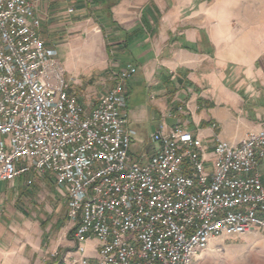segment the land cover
<instances>
[{"label":"built area","instance_id":"2783aa9c","mask_svg":"<svg viewBox=\"0 0 264 264\" xmlns=\"http://www.w3.org/2000/svg\"><path fill=\"white\" fill-rule=\"evenodd\" d=\"M40 27L34 1L0 0V183L53 180L67 202L68 264H195L215 239L264 235V122L209 152L182 125L160 126L131 163L122 84L137 69L115 72L84 106Z\"/></svg>","mask_w":264,"mask_h":264},{"label":"crops","instance_id":"0c3cea01","mask_svg":"<svg viewBox=\"0 0 264 264\" xmlns=\"http://www.w3.org/2000/svg\"><path fill=\"white\" fill-rule=\"evenodd\" d=\"M105 23L121 60L115 71L132 65L137 73L127 89L149 91L144 101L126 97L128 129L136 135L142 126L147 134L142 156L160 126L167 132L182 125L208 152L215 140L237 144L261 129L264 0H117ZM258 170L264 181V159ZM2 232L0 264H31ZM68 245L59 264L73 257V241ZM96 245L86 244L87 257H95Z\"/></svg>","mask_w":264,"mask_h":264},{"label":"rangeland","instance_id":"374dc122","mask_svg":"<svg viewBox=\"0 0 264 264\" xmlns=\"http://www.w3.org/2000/svg\"><path fill=\"white\" fill-rule=\"evenodd\" d=\"M32 1L41 19V38L57 52L65 80L73 79L71 89L81 104L95 103L113 86V75L117 72L114 65L121 61L111 45L110 29L105 23L107 16L99 17L98 10L92 6L87 17L85 10H75L76 0ZM69 9L72 11L68 12ZM77 16L81 17L79 21L74 20ZM122 86L130 103L149 97L148 90H129L126 83ZM137 128L129 151L131 163L139 162L147 144L143 127ZM17 181L0 185L2 240L9 239L31 264H59L72 240L66 198L49 177H37L29 186L25 176ZM195 264H264V235L251 232L215 239Z\"/></svg>","mask_w":264,"mask_h":264},{"label":"trees","instance_id":"16d2710c","mask_svg":"<svg viewBox=\"0 0 264 264\" xmlns=\"http://www.w3.org/2000/svg\"><path fill=\"white\" fill-rule=\"evenodd\" d=\"M78 2L79 9H84L86 11L87 17L90 14V10L93 5L98 6V16H109V9L117 3V0H76ZM104 4V5H103ZM81 19L80 16H77L74 20L79 21ZM70 234L72 232L70 231Z\"/></svg>","mask_w":264,"mask_h":264}]
</instances>
